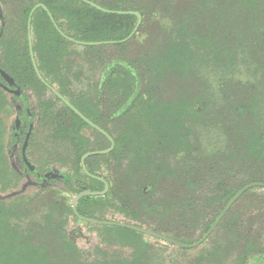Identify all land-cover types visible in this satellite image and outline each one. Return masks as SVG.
<instances>
[{
    "label": "trees",
    "instance_id": "obj_1",
    "mask_svg": "<svg viewBox=\"0 0 264 264\" xmlns=\"http://www.w3.org/2000/svg\"><path fill=\"white\" fill-rule=\"evenodd\" d=\"M90 1L109 10L138 12L141 22L135 33L129 36L137 22L136 15L131 13L104 12L82 0H25L16 11L15 37L3 40H6L4 56L13 58L5 61L2 68L20 88L26 84L35 88L44 86L33 69L25 37L29 13L37 4H43L48 9L58 28L68 37L84 42H101L98 45H84L91 51L98 50L100 45L105 44L121 49L138 32L146 34L147 48L138 57L110 58L106 61L96 85V93L100 96L106 91L107 105H103L102 98L95 104L90 100H80L81 98L69 100L114 140V147L110 152L85 158L89 174L82 170V155L108 148L109 141L96 129L93 130L99 135L95 139L85 136L82 129L89 126L66 105L63 107V122H59L54 131L55 136L71 142L75 160L73 170L63 174L48 171L47 176L54 181L60 178L62 189L73 197L82 191H102L104 183L99 178L107 182L108 191L104 195L92 193L79 197L74 207L72 201L67 204L63 196L57 195L55 191H48L49 194L45 193L43 197L45 203H41L44 206L47 204L48 209L43 210L40 217L31 218L27 217V213L32 210L29 205L34 197L28 201L20 199L16 202L0 198V264H143L138 251L130 259L113 257L94 263L82 261L76 254V242L63 228L65 221L62 214L69 213L77 220L80 219L79 216H83L98 221L104 219L103 207L107 205L120 212H128L130 218L138 222L141 220L142 208L154 213L164 208L162 203L147 205V199H140L153 188L150 179L142 178L145 176L144 167L155 166L152 156L157 153L190 150L191 143L185 133L184 119L208 118L213 108V104L197 87L186 94L180 93L179 96H163V81L170 76L185 82L193 79V68L197 61L193 45L202 48L215 64L232 66L236 62L234 48H239L242 43L239 38L234 39L233 32L242 31L239 30L242 27L238 23L245 27L252 25L245 32L256 30L260 34L262 46L257 73L264 67V0H152V4L145 0ZM158 6L161 16L166 19L164 24L163 19L158 18ZM186 6L187 9L184 10L183 7ZM30 24L35 38L32 49L38 57V69L58 74L65 64L67 44L71 41L58 32L41 6L32 12ZM19 34L24 35V38H19ZM231 34L234 45L230 48L234 51H231V56L229 53L226 61L227 55H222L218 41L227 39ZM250 49L249 46L251 52ZM250 52L248 54L251 59ZM263 75H259V81L264 85ZM58 79L63 92L67 93L66 78L62 76ZM248 95L245 100H230L234 106L236 125L231 130L229 141L240 144L244 162L252 161L257 167H262L264 111L258 105L257 92ZM5 102V92L0 87V111ZM252 114L254 120H251ZM67 117H70L68 121ZM109 124L113 125L110 130ZM2 133L0 122V137ZM0 159L2 162V155ZM104 163L110 166L106 175L101 171L106 169ZM162 170L175 174L173 169L165 165ZM0 173H3L0 180L1 188L4 189L9 186L5 179L8 174L1 168ZM252 182L264 183V180L249 178L242 181L240 187ZM240 187L225 191L219 196L224 198L221 210ZM136 192L139 193L138 196L135 195ZM46 195L49 196L45 197ZM104 227L112 229L115 239L121 243L133 244L137 250L146 246L147 242L142 239L141 232L115 225ZM254 243L250 237H244V243L236 256L237 264H264V246L258 247Z\"/></svg>",
    "mask_w": 264,
    "mask_h": 264
},
{
    "label": "rangeland",
    "instance_id": "obj_2",
    "mask_svg": "<svg viewBox=\"0 0 264 264\" xmlns=\"http://www.w3.org/2000/svg\"><path fill=\"white\" fill-rule=\"evenodd\" d=\"M145 1L152 4V0ZM23 3L25 0H0V13L3 16V21L0 22L2 26L0 56L3 49L1 41L15 37L13 34L17 27L15 15L18 7ZM159 9L158 6V18L161 17L162 24H164L166 19L161 16ZM183 9H187V6ZM237 25L242 27L239 28L242 31L233 32L234 39L239 38L242 42L239 48H234L235 51L230 48L234 45L231 41L232 34L227 39L218 41L222 55H227L226 61L229 53L234 51V54H230V56L232 54L235 56L234 65L215 64L211 56L206 55L202 48L193 45L197 57L193 68L195 71L193 79L185 82L170 76L163 81L164 97L171 98L179 96L180 93L186 94L187 91L190 92L197 87L213 104L210 117H186L184 119L185 133L188 134L191 143L190 150L157 153L152 156L155 166L144 167L145 176L142 178L150 179L153 188L140 199L142 198V201L147 199L145 201L147 205L162 203L164 208L156 213L142 208L140 210L141 220L137 222L130 218L128 212H120L105 204L102 212L103 220L138 224L137 226L173 240L180 242L187 240L183 243L191 244L198 241L209 230L221 212L224 198H220V195H223L225 191L240 187V183L249 178L264 180V164L262 167H257L252 161L244 162L240 144L229 141L231 130L233 131L236 125L234 106L230 101L232 98L245 100L249 97L248 94L254 95L257 92L258 105L264 111V95H262L264 85L259 81V75L264 74V67L260 68L258 73L256 71L259 54L262 51L260 34L256 30L245 32V29L251 28L252 25L247 27L240 23ZM216 35L219 36V34ZM18 36L21 39L24 38V35L19 34ZM25 37L27 38V35ZM31 40L32 42L35 40L32 32ZM5 41H2V44ZM147 44L146 34L141 32H138L121 49L105 44L100 45L98 50L91 51L84 45L71 41L67 44L68 56L61 71L58 74L47 72L44 74L46 80L57 89H61L58 77L66 78L68 92L64 93L68 100L81 98L80 100H90L95 104L99 98H102L104 103L102 104L105 106L107 105L106 91L97 96L96 85L106 61L110 58L134 59L143 53ZM247 51L250 52L251 59ZM8 86L10 87L11 84ZM16 87L19 89V86ZM16 87L14 86L13 89ZM42 87V85L39 86V88ZM28 88L32 87L28 84L21 87L22 92L29 98L30 107L38 113V100ZM5 99V105L0 111L3 132L0 137V155L3 156L0 168L8 174L5 179L9 186L1 188L0 180V198L16 202L20 199L28 201L34 197L29 205L32 210L27 213V217H40L43 210L48 209L47 204L41 205L45 203V198H43L45 193L55 191L57 195L64 197L67 204L72 201L73 195L65 192L58 181L49 182L46 186L33 185L29 183L32 176H27L25 167L20 164L19 160L13 159L9 163L5 144L9 129L15 126L18 113L17 103L20 99L14 98L12 93H5ZM53 101L56 104L53 111L63 107L62 102L54 99ZM256 109L260 110L257 106ZM254 118L252 114L251 120ZM35 119L32 126L33 144L26 150L29 162L40 169H53L61 172L73 170L75 154L71 142L67 139H60L58 136L55 137L53 119H51L52 122L47 118L37 121V116ZM111 127L113 125L109 124L108 129L110 130ZM83 130L91 140L99 135L90 127H83ZM164 165L173 169L175 174L163 171ZM103 166L106 169L103 168L101 171L106 175L109 173L110 166L105 163ZM2 175L3 173H0V178ZM258 183L264 184L263 182ZM135 195L138 196L139 193L136 192ZM47 196L49 195L45 197ZM40 205L41 207H38ZM139 205L142 207L141 204ZM61 217L65 221L63 228L76 242L78 248L76 254L87 263L113 257L130 259L138 251L143 264H237L236 256L239 247L244 243L245 236L250 237L255 242V246H264V186L258 185L247 189L222 216L207 238L192 248L178 247L161 238L143 233L142 239L147 242L146 246L137 250L133 244L128 245V243L117 241L114 231L105 228L100 223L77 220L69 213L62 214Z\"/></svg>",
    "mask_w": 264,
    "mask_h": 264
},
{
    "label": "flooded vegetation",
    "instance_id": "obj_3",
    "mask_svg": "<svg viewBox=\"0 0 264 264\" xmlns=\"http://www.w3.org/2000/svg\"><path fill=\"white\" fill-rule=\"evenodd\" d=\"M1 21H3L2 13H0V22ZM27 23H28V20H27ZM1 29H2V26H0V33L2 31ZM26 35H27V33H26ZM26 40H27V45H28V39L26 38ZM2 41H1V45L3 46V49L1 51V56H0V87L5 93H12V95L14 97L20 99V101L17 103L18 113L16 116L17 117L16 123H15V126L13 127V129H9V131H8L7 141L5 144V151H6L7 157L9 158V163H11V160H13V159L19 160L20 164L25 167L27 176L28 175H30V177L32 176V180L29 183H31L33 185L38 184L40 186H46L49 182H54V179L47 176L48 171L49 172L52 171V172L58 173V174H63V172L54 171L53 169H47L46 170V169L36 168L29 162V160L27 159L26 150L33 144L32 126H33L34 119L36 118V116H37V121H38V119H46L47 118V119H50V121L52 122L51 119H53L54 131H55V127L57 126V124L59 122H63V114H64L63 107H64V105H66L64 103V101L57 94H60L67 101H69V100L65 97L62 88L57 89L53 84L49 83L46 80L44 73L47 72L49 74L51 72L47 71L46 69L45 70L43 69L42 71H40L38 69V71L42 77V79H40V81H42L44 83V86L42 88H39V86H36V88L35 87L28 88L30 91L33 92V94L36 96V98L38 100L37 108L39 111H38V113L37 112L35 113V111H33V109L30 107V102L28 101V99H29L28 96L24 92H22V89L20 87H19V89H17V87H16L17 85L15 84V82H13L10 79L11 75L5 69L2 68L5 61L11 60V58H13L12 56H6V57L4 56L5 49H4V44H2ZM31 44H32V40H31ZM28 51H29V46H28ZM33 55H34L35 63L37 65V58L38 57L34 51H33ZM29 56H30V54H29ZM30 61H31V57H30ZM31 63H32V61H31ZM32 66H33V64H32ZM37 68H38V65H37ZM11 78H13V77H11ZM9 84H11L10 87L8 86ZM14 86L16 87V89H13ZM53 99L62 102L63 107L56 110V111H53L55 109L54 107L56 105L55 102L53 101ZM38 115H39V117H38ZM68 120H69V118H68ZM92 123L95 126H98L99 128H101L99 125L95 124L94 122H92ZM87 125L91 129H96L89 124H87ZM101 129L103 131L107 132L103 128H101ZM96 130L107 139V137L102 132H100L98 129H96ZM82 133L85 135L84 130ZM85 136H87V135H85ZM60 139H62V138H60ZM112 139H113V137H112ZM71 147L74 151L73 146H71ZM102 150H105V149H102ZM96 151H101V150H96ZM89 152H91V151H89ZM15 153H17V154H15ZM74 154H75V151H74ZM103 154H105V153H103ZM89 156H91V155H89ZM89 156H87V157H89ZM80 161H81V159H80ZM80 164H81V162H80ZM44 170H45V172H43ZM99 179L103 180L101 178H99ZM59 180H60V178L56 179V181H58L60 184ZM61 188H62V186H61ZM85 218H88V217H85ZM90 219H93V218H90ZM81 220H83V219H81ZM102 220L103 219L98 220V221H102ZM105 221H110V220H105ZM101 225H105V224H101Z\"/></svg>",
    "mask_w": 264,
    "mask_h": 264
},
{
    "label": "water",
    "instance_id": "obj_4",
    "mask_svg": "<svg viewBox=\"0 0 264 264\" xmlns=\"http://www.w3.org/2000/svg\"><path fill=\"white\" fill-rule=\"evenodd\" d=\"M83 2L101 10V11H104V12H110V13H131V14H134L136 15L137 17V22H136V25L133 29V31L131 32V34L129 36H131L133 33H135L136 29L138 28L140 22H141V15L138 13V12H133V11H128V12H125V11H115V10H109V9H105L103 7H101L100 5L90 1V0H82ZM38 6H41L45 9V11L47 12L50 20L52 21L54 27L58 30V32L60 34H62L64 37H66L67 39H69L70 41H73L75 43H78V44H82V45H98L100 44L101 42H84V41H79V40H74L73 38L71 37H68L67 35H65L57 26V24L55 23L54 21V18L52 17L51 13L48 11V9L43 5V4H37L33 7V9L30 11L29 13V17H28V23H27V39H28V46H29V54H30V57H31V61H32V64H33V68L38 76L39 79H42L39 71H38V68H37V65L35 63V60H34V55H33V49H32V44H31V15H32V12L34 11V9ZM63 101L64 103L71 109L73 110L81 119H83L87 124L91 125L92 127L98 129L100 132H102L106 137L107 139L109 140L110 142V146L105 149V150H101V151H91V152H87L85 153L82 157H81V167L83 169V171L87 174H89L86 166H85V162H84V159L89 156V155H94V154H103V153H107L109 151H111L114 147V141L112 139V137L105 131H103L101 128H99L98 126H95L87 117H85L76 107H74L69 101H67L65 98H63L60 94H57ZM104 182V189L100 192H93L91 190H87V191H82L80 193H78L77 195H75L73 197V200H72V206L74 207V204L76 202V200L79 198V197H82V196H88V195H91L92 193H94L95 195H104L107 190H108V184L105 180H102ZM258 185H262L264 186V184H261V183H258V182H253V183H248L246 185H244L243 187H241L231 198L230 200L225 204V206L223 207V209L221 210V212L219 213V215L217 216V218L215 219V221L213 222V224L211 225V227L209 228V230L198 240L196 241L195 243H191V244H187V243H183V242H180V241H176V240H173L169 237H166L164 235H161L159 233H156L154 231H150V230H147L145 228H142L140 226H137V225H133V224H129V223H124V222H119V221H105V220H102V221H97L95 219H90V218H85L83 216H79L80 219H83V220H87V221H90V222H98L100 224H105V225H116V226H120V227H125V228H128V229H132V230H135V231H138V232H141V233H144V234H148L150 236H154V237H157V238H161L165 241H168V242H172L175 246H178V247H183V248H192V247H195L197 245H199L205 238H207V236L211 233V231L213 230V228L215 227V225L219 222V220L222 218V216L227 212V210L233 205V203L249 188L253 187V186H258Z\"/></svg>",
    "mask_w": 264,
    "mask_h": 264
}]
</instances>
